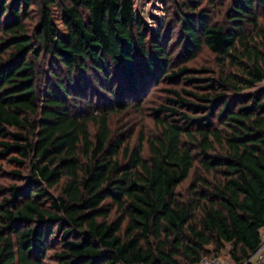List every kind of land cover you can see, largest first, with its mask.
Instances as JSON below:
<instances>
[{"label": "trees", "instance_id": "1", "mask_svg": "<svg viewBox=\"0 0 264 264\" xmlns=\"http://www.w3.org/2000/svg\"><path fill=\"white\" fill-rule=\"evenodd\" d=\"M172 1L174 58L171 26L134 0H0V264L242 262L259 247L264 87L239 93L264 81V0ZM204 48L217 68L189 65ZM161 83L156 132L112 127Z\"/></svg>", "mask_w": 264, "mask_h": 264}, {"label": "rangeland", "instance_id": "2", "mask_svg": "<svg viewBox=\"0 0 264 264\" xmlns=\"http://www.w3.org/2000/svg\"><path fill=\"white\" fill-rule=\"evenodd\" d=\"M231 2L232 0H220L217 6L219 4L225 3V8H227L229 7ZM205 4L206 2H204L203 5ZM208 7L209 9L214 8L213 6H210V5H208ZM134 8H135V13L138 16L142 17L150 27L156 30H162L163 32H166L167 28L171 26L172 28L171 29L172 30L171 32L172 46L171 47L174 52L172 55L174 58L175 55L179 53L181 49L180 44L177 42L178 41L177 40L178 25H177L176 20L174 19L175 18L174 13H173L175 9L174 1L172 0H134ZM215 14L217 16L218 12ZM219 16L222 17L221 15ZM189 65L194 68H199V67L201 68L203 66L217 68L215 64V56L205 48L198 52L197 57L193 61H191ZM164 86H166V84L161 83V84L154 85L151 88V90L149 89L146 95L144 96L143 100L141 99V102L137 103L138 105L140 103L138 107H134V108L131 107L124 112L112 114L111 116L112 127L117 128L118 130L120 129L123 130L126 128L127 129L132 128V124H134L135 131L132 136V141L136 140V137H137L136 132L138 133L139 131H143L145 134H152L156 132L157 127L153 122V119H152L153 114L151 113L150 108L151 106L159 104L161 101L164 100L165 94H166V92L164 91ZM262 87H264V81L257 83L255 86L251 88H247L241 91L239 94L245 95L250 92H255ZM2 174L3 173H0V185L9 183L11 178H7L8 177L7 175H2ZM189 183H190V179H186L178 187V190L185 195V193H187V188H188ZM1 197H2V194H0V200H1ZM222 254H225V251L222 252Z\"/></svg>", "mask_w": 264, "mask_h": 264}, {"label": "built area", "instance_id": "3", "mask_svg": "<svg viewBox=\"0 0 264 264\" xmlns=\"http://www.w3.org/2000/svg\"><path fill=\"white\" fill-rule=\"evenodd\" d=\"M200 264H264V229L261 230V243L259 247L242 262H235L222 255L205 256Z\"/></svg>", "mask_w": 264, "mask_h": 264}]
</instances>
